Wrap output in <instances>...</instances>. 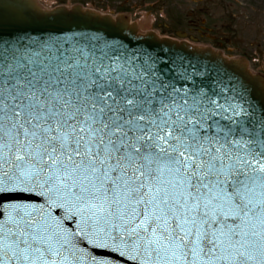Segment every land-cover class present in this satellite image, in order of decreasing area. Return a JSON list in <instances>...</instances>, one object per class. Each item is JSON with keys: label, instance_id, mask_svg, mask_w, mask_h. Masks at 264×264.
Returning <instances> with one entry per match:
<instances>
[{"label": "snow or ice", "instance_id": "obj_1", "mask_svg": "<svg viewBox=\"0 0 264 264\" xmlns=\"http://www.w3.org/2000/svg\"><path fill=\"white\" fill-rule=\"evenodd\" d=\"M39 23L0 18V264H264V84Z\"/></svg>", "mask_w": 264, "mask_h": 264}, {"label": "rangeland", "instance_id": "obj_2", "mask_svg": "<svg viewBox=\"0 0 264 264\" xmlns=\"http://www.w3.org/2000/svg\"><path fill=\"white\" fill-rule=\"evenodd\" d=\"M44 8L58 4L83 7L110 16L128 12V18L143 23L161 37H176L184 31L192 44L214 47L226 56L245 55L254 72H264V0H39ZM193 21V26L190 25ZM143 26H145L143 24Z\"/></svg>", "mask_w": 264, "mask_h": 264}, {"label": "water", "instance_id": "obj_3", "mask_svg": "<svg viewBox=\"0 0 264 264\" xmlns=\"http://www.w3.org/2000/svg\"><path fill=\"white\" fill-rule=\"evenodd\" d=\"M72 5H82V4H72ZM58 6H66L58 4ZM49 9V8H46ZM102 13V12H100ZM95 11L82 9L80 6H73L71 8L57 7L52 10L42 9L36 0H0V18L4 20L5 30H12L14 27L25 28L29 31L32 29H38L44 27L39 21L41 18L48 17H63V18H74L80 19L84 18L95 23L88 29L89 31L103 30L106 25H116L119 23L120 27L123 29V35L131 38L133 42L139 40L141 42H146V46H150L156 51H170V52H182L185 55H190L193 57H199L201 59H218L222 61L231 72H233L237 77L246 81H253L257 86L264 84V79L258 75L251 74L247 65L241 59H227L224 58L220 53L214 52L209 48H197L190 46L187 43H177L168 39H159L153 33L140 34L136 24H130L128 20V12L121 13V15L112 18L108 15H103ZM125 14L126 16H124ZM23 17L28 23L16 24L15 18ZM134 22V21H131ZM66 30H71L65 26ZM81 30V29H76ZM155 32L154 30H151ZM182 37V35H178ZM196 46H200L194 44ZM246 59L245 55L239 56ZM264 74V72H263Z\"/></svg>", "mask_w": 264, "mask_h": 264}, {"label": "bare ground", "instance_id": "obj_4", "mask_svg": "<svg viewBox=\"0 0 264 264\" xmlns=\"http://www.w3.org/2000/svg\"><path fill=\"white\" fill-rule=\"evenodd\" d=\"M143 20H144L143 23L138 24V31H143V29H148L149 25L151 24V19L147 15H144ZM143 24L145 26H143Z\"/></svg>", "mask_w": 264, "mask_h": 264}, {"label": "flooded vegetation", "instance_id": "obj_5", "mask_svg": "<svg viewBox=\"0 0 264 264\" xmlns=\"http://www.w3.org/2000/svg\"><path fill=\"white\" fill-rule=\"evenodd\" d=\"M188 26H193V21L190 20V25H188Z\"/></svg>", "mask_w": 264, "mask_h": 264}]
</instances>
